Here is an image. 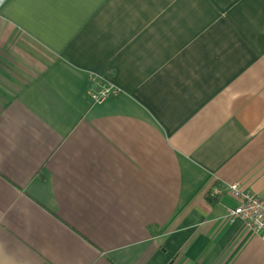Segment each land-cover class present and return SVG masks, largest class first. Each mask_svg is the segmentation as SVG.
<instances>
[{"label": "crops", "instance_id": "obj_1", "mask_svg": "<svg viewBox=\"0 0 264 264\" xmlns=\"http://www.w3.org/2000/svg\"><path fill=\"white\" fill-rule=\"evenodd\" d=\"M232 184L264 198V0H0V264H264Z\"/></svg>", "mask_w": 264, "mask_h": 264}, {"label": "built area", "instance_id": "obj_2", "mask_svg": "<svg viewBox=\"0 0 264 264\" xmlns=\"http://www.w3.org/2000/svg\"><path fill=\"white\" fill-rule=\"evenodd\" d=\"M119 90L104 75H90L88 86L84 91L85 98L91 104L101 103L118 96ZM228 191L240 199V203L227 209L230 222L237 219L247 224L252 232L264 242V198L241 192L237 185L228 186Z\"/></svg>", "mask_w": 264, "mask_h": 264}]
</instances>
